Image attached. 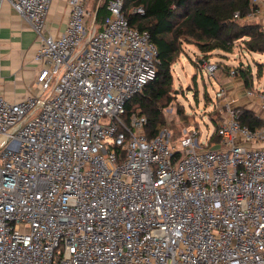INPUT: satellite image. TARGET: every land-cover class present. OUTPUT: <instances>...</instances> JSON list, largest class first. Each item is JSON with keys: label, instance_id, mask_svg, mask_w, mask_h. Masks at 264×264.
<instances>
[{"label": "built area", "instance_id": "2783aa9c", "mask_svg": "<svg viewBox=\"0 0 264 264\" xmlns=\"http://www.w3.org/2000/svg\"><path fill=\"white\" fill-rule=\"evenodd\" d=\"M7 1L38 34L42 66L39 94L0 91V264H264V116L242 126L220 89L218 144L167 126L150 138L127 103L156 77L158 49L125 0H108L101 27L90 0H68L58 37L45 34L53 0ZM247 95L264 113V88Z\"/></svg>", "mask_w": 264, "mask_h": 264}, {"label": "trees", "instance_id": "16d2710c", "mask_svg": "<svg viewBox=\"0 0 264 264\" xmlns=\"http://www.w3.org/2000/svg\"><path fill=\"white\" fill-rule=\"evenodd\" d=\"M107 4L108 0L96 7V26L101 27L109 14ZM137 8H143L144 13H136ZM255 9L251 0H125L124 14L130 25L147 30L158 49L156 77L127 103L128 114L139 111L147 117L148 137H154L160 127L166 126L163 109L172 101V66L184 42L195 43L205 55L232 53L236 42L241 40L245 51L264 53L262 26L246 20ZM237 70L249 87L247 68ZM237 111L242 126L252 130L261 127L262 119L255 112L243 108ZM220 141L216 130L207 146Z\"/></svg>", "mask_w": 264, "mask_h": 264}, {"label": "crops", "instance_id": "0c3cea01", "mask_svg": "<svg viewBox=\"0 0 264 264\" xmlns=\"http://www.w3.org/2000/svg\"><path fill=\"white\" fill-rule=\"evenodd\" d=\"M257 8L258 12L246 20L262 26L264 24V0L258 1ZM69 13L68 0H53L46 18L45 34L53 37L60 36L66 29ZM39 48L38 34L16 12L9 1H2L0 3V91L9 102L21 101L29 95L40 93L36 86L37 76L42 66L36 61ZM239 60V67L247 68L249 72V87H246L236 67L227 71L225 69L227 65L218 64L216 74L219 76L220 89L227 91L235 109L251 110L262 119L264 113L260 101L248 96L247 91L252 88H264V62L255 61L258 78L257 85H255L251 65L242 63L241 56ZM231 70H236V75L232 76Z\"/></svg>", "mask_w": 264, "mask_h": 264}, {"label": "rangeland", "instance_id": "374dc122", "mask_svg": "<svg viewBox=\"0 0 264 264\" xmlns=\"http://www.w3.org/2000/svg\"><path fill=\"white\" fill-rule=\"evenodd\" d=\"M105 2L106 0H90L89 26L96 22V7L104 5ZM241 44L243 45L242 40L236 42L232 53L215 52L210 55L203 54L193 42L182 44L181 54L172 66V101L163 109L166 126L172 131L175 141L179 140L185 131L198 129L200 142H208L226 114L225 106L217 97V92L221 88L219 76L216 72L213 75L208 69L202 67L201 62L225 64L229 67L225 69L229 71L232 67L240 66L241 56L242 63L251 65L254 82L257 85L255 61L264 62V53H249ZM178 110H181V113ZM178 146L181 148L180 143Z\"/></svg>", "mask_w": 264, "mask_h": 264}]
</instances>
